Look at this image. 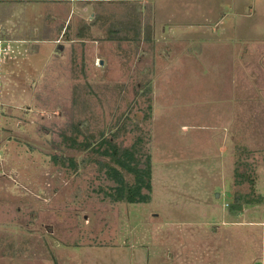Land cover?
<instances>
[{"label": "rangeland", "instance_id": "obj_1", "mask_svg": "<svg viewBox=\"0 0 264 264\" xmlns=\"http://www.w3.org/2000/svg\"><path fill=\"white\" fill-rule=\"evenodd\" d=\"M77 4L0 6V264H264L262 0ZM116 131L151 155L149 204L106 200L68 141ZM238 162L261 202L234 216Z\"/></svg>", "mask_w": 264, "mask_h": 264}, {"label": "trees", "instance_id": "obj_2", "mask_svg": "<svg viewBox=\"0 0 264 264\" xmlns=\"http://www.w3.org/2000/svg\"><path fill=\"white\" fill-rule=\"evenodd\" d=\"M127 18L128 20L123 22L124 31L127 32L126 34L133 33V36L129 38L125 35L123 39L137 38L139 40L145 28L139 24L149 23L147 21L143 23L142 13L137 8L130 9V16H127ZM150 29L146 26V38L150 35ZM109 40L114 39L109 35ZM145 95H148V90ZM149 109L151 110V107ZM124 125L123 129L126 131L128 124L124 123ZM82 135L77 132L70 137L68 139L70 147L77 151H88L91 158L95 159L97 166H100L99 171L103 173L105 180L110 183V187L104 193V198L111 203L149 204L153 190V167L151 155L143 147V140L138 138L131 146L124 147L118 142L119 131L114 132L109 138L102 133L100 137H97L94 133H89L84 136V141L80 142L79 139ZM246 168H248V164L245 162L237 163L236 178L241 185L248 183L249 188L247 191H237L231 208L234 216L242 211L245 205L261 202V198L256 194L254 181L250 176L251 173Z\"/></svg>", "mask_w": 264, "mask_h": 264}, {"label": "crops", "instance_id": "obj_3", "mask_svg": "<svg viewBox=\"0 0 264 264\" xmlns=\"http://www.w3.org/2000/svg\"><path fill=\"white\" fill-rule=\"evenodd\" d=\"M97 1L110 2L112 0H0V6L13 7L14 5L23 6V5H26L28 3L45 4V5L48 3H53L54 4L53 13H57V15H59L58 18H60V16H62L64 19L66 18V21L64 23V24H66L68 22V19L72 15L74 16L76 14V12H78V10H80V11L82 10V9H80L82 6L77 4V3H80V2L87 3V2H97ZM115 1H118V0H115ZM119 1H122V0H119ZM252 7H254V6H252ZM1 13L2 12H0V24H12L13 23L12 22L13 13H11L10 11L7 14H3V13L1 14ZM261 14H262V17L264 19V0H262V12H261ZM254 15H255V11L251 12L250 16H254ZM2 22H5V23H2ZM44 22H46V21H44ZM56 40H58V39H56ZM54 42H56V41H54ZM203 256H204V253L202 254V257ZM202 259H204V257ZM181 264H183V263H181Z\"/></svg>", "mask_w": 264, "mask_h": 264}, {"label": "built area", "instance_id": "obj_4", "mask_svg": "<svg viewBox=\"0 0 264 264\" xmlns=\"http://www.w3.org/2000/svg\"><path fill=\"white\" fill-rule=\"evenodd\" d=\"M12 51L11 42L0 38V62L1 60H7L11 56Z\"/></svg>", "mask_w": 264, "mask_h": 264}]
</instances>
